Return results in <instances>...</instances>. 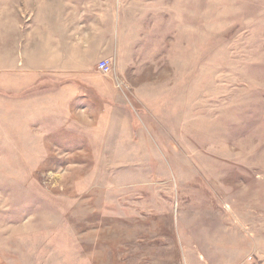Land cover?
Returning <instances> with one entry per match:
<instances>
[{
  "label": "rangeland",
  "instance_id": "374dc122",
  "mask_svg": "<svg viewBox=\"0 0 264 264\" xmlns=\"http://www.w3.org/2000/svg\"><path fill=\"white\" fill-rule=\"evenodd\" d=\"M40 9L117 25L114 105L3 83ZM3 57L0 264H264V0H0Z\"/></svg>",
  "mask_w": 264,
  "mask_h": 264
},
{
  "label": "crops",
  "instance_id": "0c3cea01",
  "mask_svg": "<svg viewBox=\"0 0 264 264\" xmlns=\"http://www.w3.org/2000/svg\"><path fill=\"white\" fill-rule=\"evenodd\" d=\"M63 2H66V0H63ZM57 4L58 3L55 2L54 7H56ZM54 9L45 10L43 13L40 9L37 13L38 20H36V23L38 26H42V33L33 31V39H37L38 36L41 37V39H45L43 37L45 36L46 39L40 43L35 40L36 48L34 51L25 48L23 57L25 61L24 72L30 75L27 74L24 76L25 78L22 77L21 79L11 77L12 75H6V78L3 79V83L13 86H16V84L22 86V82L28 84V86L38 85V81L52 83L53 85L49 86L47 90L41 88L37 92L26 95V98H16L24 100L26 104H33V106L55 105V98L58 99L59 92H64L65 97L69 96L72 101L78 89L81 88L83 84L88 85V90L97 93V97H100L97 98L100 104L97 103L95 106H102L107 100H109L108 105H114L112 99H106L109 97L107 96L108 91H114V87L110 86V84H106L104 76L96 70L95 62L99 58L101 60H108L109 58H113V56L116 57L113 53L106 55V52L108 48H110L112 42V28L115 30L117 25H111V22L109 31L106 29L100 30L97 28V25H88L87 22L85 23L79 19H75L73 13L70 15L67 14L65 20H55L56 14L61 16L62 13H56ZM52 11H54L55 14ZM81 13L82 9H79V14ZM49 14L51 15L48 16ZM75 17L79 16L75 14ZM115 24H117V22ZM90 41L99 45H95L92 50L88 45ZM118 56L117 53V57ZM92 58L96 60L91 64L90 60H92ZM6 62L9 61L3 57L1 61L2 66L0 67L1 71L6 73L13 72L12 69L4 65ZM115 73L118 75L117 71H115ZM45 74H51L54 77L46 75L47 77L43 79L42 75ZM117 94L119 98L122 97L119 92ZM83 97H87V95ZM69 106L65 107V116L72 113Z\"/></svg>",
  "mask_w": 264,
  "mask_h": 264
},
{
  "label": "built area",
  "instance_id": "2783aa9c",
  "mask_svg": "<svg viewBox=\"0 0 264 264\" xmlns=\"http://www.w3.org/2000/svg\"><path fill=\"white\" fill-rule=\"evenodd\" d=\"M99 69L105 74H109L112 71V65L108 60H102L99 63Z\"/></svg>",
  "mask_w": 264,
  "mask_h": 264
}]
</instances>
